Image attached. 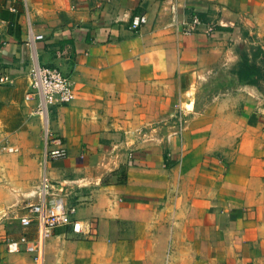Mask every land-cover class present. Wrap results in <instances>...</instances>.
Wrapping results in <instances>:
<instances>
[{"label": "crops", "instance_id": "crops-1", "mask_svg": "<svg viewBox=\"0 0 264 264\" xmlns=\"http://www.w3.org/2000/svg\"><path fill=\"white\" fill-rule=\"evenodd\" d=\"M22 1L20 40L0 20V142L17 148L1 160L0 211L20 202L14 185L39 186L32 66L60 69L75 92L48 108L68 153L46 174L68 185L84 233L55 229L43 264L102 250L117 264H264V0ZM135 15L146 22L131 30ZM242 53L254 71L240 78ZM22 213L0 215V240L35 236ZM0 264L35 263L0 243Z\"/></svg>", "mask_w": 264, "mask_h": 264}, {"label": "built area", "instance_id": "built-area-1", "mask_svg": "<svg viewBox=\"0 0 264 264\" xmlns=\"http://www.w3.org/2000/svg\"><path fill=\"white\" fill-rule=\"evenodd\" d=\"M175 12V5L171 7ZM192 21L199 23V18L194 16ZM146 22L145 15H135L131 18L129 28L137 30ZM190 30H186L189 32ZM36 39L41 35H33ZM30 91L26 99L37 100L35 113L40 116L45 140V149L41 160V176L37 190V199L23 207L24 210L17 218L21 227L35 228V236L30 238L21 232L16 238L0 240L8 253L26 252L35 264H43L44 246L46 240L58 228L68 229L73 234L84 233L83 224L76 217V206L68 204L65 200L68 185L64 181H52L46 174V163L67 156V148L60 137L53 135L48 125V108L51 105L68 104L75 99L72 82L69 76L56 67L39 65L37 62L30 70ZM7 75L0 77L1 82L7 81ZM173 134L179 137L184 129L185 117L178 109L171 117ZM1 148L6 152H16L17 148L1 142ZM3 216V215H2ZM4 217V216H3Z\"/></svg>", "mask_w": 264, "mask_h": 264}, {"label": "rangeland", "instance_id": "rangeland-1", "mask_svg": "<svg viewBox=\"0 0 264 264\" xmlns=\"http://www.w3.org/2000/svg\"><path fill=\"white\" fill-rule=\"evenodd\" d=\"M24 2L26 3L25 0H24ZM25 6H26V4H25ZM41 127H42V125H41ZM42 132H43V130H42ZM0 144H1V142H0ZM15 153L16 152H13V153L6 152L5 150H3L1 148V145H0V181H1V172H2V170H4V168H2V166H4V165L2 164L1 160L6 159L11 155H14ZM38 179H39V177L37 178V180ZM25 184H27L25 187L26 188L25 190L22 189L21 185H19V184L14 185L15 188L13 189V195L18 196V198H20L21 200L19 203H15L16 201H14V204L5 207L4 210H1L0 215H3L4 216L3 218H7L8 216L10 218L12 213L17 215V213L19 214V213L23 212L24 210L22 208L25 207L26 204L36 201L37 195H35L33 193V190L35 189V187H34L35 183H32L31 181L30 182L26 181ZM20 204H22L21 207L19 206ZM16 209L18 211H16ZM15 232H19V231L16 230ZM108 255L109 254H106L105 250H102L101 253L98 254V256H88V254H85V255L81 254L80 257L77 259L76 264H117L118 259L113 258L112 256L110 257Z\"/></svg>", "mask_w": 264, "mask_h": 264}, {"label": "trees", "instance_id": "trees-1", "mask_svg": "<svg viewBox=\"0 0 264 264\" xmlns=\"http://www.w3.org/2000/svg\"><path fill=\"white\" fill-rule=\"evenodd\" d=\"M19 8V9H17ZM12 9V10H11ZM23 12V1L22 0H0V20L7 22V33H14L15 36H19L20 26L17 22L19 15ZM13 27V28H12ZM20 40V36H19ZM241 59L243 61V66L245 68L242 69V72H239V76L246 77L250 75L253 69L250 66L244 64L246 63L245 54H241ZM242 80V79H241ZM242 81H245L244 78ZM117 183H125L126 182V170L125 168H121L119 172H117Z\"/></svg>", "mask_w": 264, "mask_h": 264}]
</instances>
